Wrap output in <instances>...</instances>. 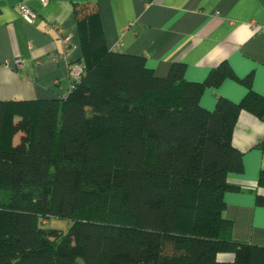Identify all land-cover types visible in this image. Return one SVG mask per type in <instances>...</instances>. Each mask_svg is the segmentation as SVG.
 Here are the masks:
<instances>
[{"label":"trees","instance_id":"obj_1","mask_svg":"<svg viewBox=\"0 0 264 264\" xmlns=\"http://www.w3.org/2000/svg\"><path fill=\"white\" fill-rule=\"evenodd\" d=\"M72 7L80 79L59 98L0 100V264H264V246L233 240L222 214L242 170L237 117L264 115L250 76L241 100L207 110L204 88L234 76L226 62L203 81L180 61L157 76L106 46L95 2ZM49 217L72 224L43 227Z\"/></svg>","mask_w":264,"mask_h":264},{"label":"crops","instance_id":"obj_2","mask_svg":"<svg viewBox=\"0 0 264 264\" xmlns=\"http://www.w3.org/2000/svg\"><path fill=\"white\" fill-rule=\"evenodd\" d=\"M72 1L95 2L106 46L144 55L157 76L180 61L187 80L203 81L226 62L235 77L204 88L200 104L207 110L218 96L241 100L248 89L240 79L247 76L264 97V0H47L44 6L0 0V100L59 98L69 90L67 61L82 54ZM22 2L35 12L31 19L19 16ZM62 34L69 35L66 59L46 60L62 52ZM16 59L22 60L19 68ZM231 141L241 152L242 170L227 176L238 189L224 192L222 214L232 222L233 240L264 246V203L257 201L264 198V186L257 187L264 171V115L240 112ZM218 258L231 260L232 254Z\"/></svg>","mask_w":264,"mask_h":264},{"label":"built area","instance_id":"obj_3","mask_svg":"<svg viewBox=\"0 0 264 264\" xmlns=\"http://www.w3.org/2000/svg\"><path fill=\"white\" fill-rule=\"evenodd\" d=\"M39 1H40V4L43 6L46 5L47 3V0H39ZM18 13H19V16L25 20L31 19L35 14V12L26 3H23V2L18 5ZM58 31L60 32V29H58ZM61 43H62V49H63L62 52L54 53L48 56L46 60L56 62L60 59H66V53L69 47V35L62 34ZM117 49H118V46L116 45L113 48V50H117ZM14 65L16 68H19L22 65V60L16 59L14 61ZM67 70H68L70 78L72 79V83H71V86H72L73 83H75L76 81L80 79L82 75V69L79 64L75 62L67 61Z\"/></svg>","mask_w":264,"mask_h":264},{"label":"rangeland","instance_id":"obj_4","mask_svg":"<svg viewBox=\"0 0 264 264\" xmlns=\"http://www.w3.org/2000/svg\"><path fill=\"white\" fill-rule=\"evenodd\" d=\"M17 137H15V140ZM72 224V221L67 218L49 217L43 220L41 225L46 228H56L61 230L63 233L67 232Z\"/></svg>","mask_w":264,"mask_h":264},{"label":"water","instance_id":"obj_5","mask_svg":"<svg viewBox=\"0 0 264 264\" xmlns=\"http://www.w3.org/2000/svg\"><path fill=\"white\" fill-rule=\"evenodd\" d=\"M121 97L127 99V97L124 94H121Z\"/></svg>","mask_w":264,"mask_h":264}]
</instances>
